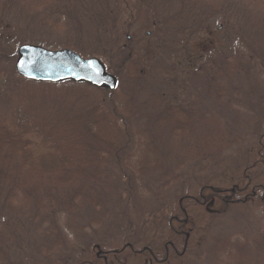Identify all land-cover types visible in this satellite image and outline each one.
I'll return each instance as SVG.
<instances>
[{
	"label": "rangeland",
	"instance_id": "1",
	"mask_svg": "<svg viewBox=\"0 0 264 264\" xmlns=\"http://www.w3.org/2000/svg\"><path fill=\"white\" fill-rule=\"evenodd\" d=\"M185 1L128 0L118 11L110 0H0V119L18 104L32 102L38 117L51 120L69 145L79 143L89 152L104 142L109 151L101 167L90 166L102 174V210L90 203L74 213L58 208L35 215L31 208L8 203L5 198L16 193L6 195L8 182L0 181V264L42 254L41 240L58 241L59 235L52 236L53 221L69 244L54 251L58 256L68 258L69 248L80 258L88 248L129 241L130 229L123 228L130 226L116 223L133 207L123 191L128 182L134 204L150 211L141 215L145 220L137 222L139 228L146 229L143 223L159 209L162 226L149 231L156 230L154 239L167 236L168 217L179 199L204 184L231 188L251 167L257 177L252 182L264 183V0H187L189 19L183 25L189 29L182 32ZM112 9L124 16L117 27L135 16L127 26L133 42L105 29L114 24L108 17ZM159 27L165 32L154 37ZM146 31L156 53L150 57L138 44ZM28 44L51 50L68 46L84 59L96 54L116 78V88L94 87L87 93L79 85L68 90L64 84L26 79L16 65L20 47ZM122 46L127 52L141 49L134 57L141 77L125 69L119 77L112 73ZM88 96L91 104L100 101L91 115ZM31 140L34 156L47 150L40 138ZM0 142L6 159L9 140L1 130ZM108 210L122 214L113 217ZM207 221L204 239H197L187 264H264L261 209L237 204Z\"/></svg>",
	"mask_w": 264,
	"mask_h": 264
},
{
	"label": "trees",
	"instance_id": "2",
	"mask_svg": "<svg viewBox=\"0 0 264 264\" xmlns=\"http://www.w3.org/2000/svg\"><path fill=\"white\" fill-rule=\"evenodd\" d=\"M127 1L110 0L109 3H113L114 9L117 8L120 11L121 5ZM105 3L103 7L106 6ZM186 4L187 0L181 5V11L184 12L180 15L182 25L179 31L182 32L189 29L188 24L183 25L189 19L186 12ZM114 9L109 10L111 12L108 15L110 17L109 20L114 22V24L105 29L114 30L117 35L126 36L127 41H130L129 43L133 42L134 36H129L127 26L134 20L135 16L127 18L126 26L117 27V19L124 18V16L122 12L118 14ZM100 16H103L101 12ZM151 26L154 28V23ZM161 31L165 32L163 27L161 29L159 27L158 31L155 32L156 35L153 36L156 37ZM145 33L144 41L141 40L137 43L139 48L146 52L149 57L154 56L156 54L154 43L149 36L151 32L146 31ZM124 47L118 48L114 55L113 69L115 73L111 72L119 77L122 70L125 69L129 73L130 71L132 72L133 78L141 77L142 74L138 69L139 65L134 59V57H139L141 49L137 50L135 47L133 50L130 48V51L127 52ZM63 48L69 47L63 46ZM92 57L101 59L96 54L87 58ZM143 58L146 59V56ZM60 84L66 85L68 90L79 85L80 88L85 87L87 93H90L95 88L97 89L96 86L85 82L67 81ZM87 98L90 106L88 114L91 115V113H95V108L100 107V101L98 105H95L90 103L92 96ZM18 105L0 119V130L4 138L9 140L7 146H10V152L7 153L6 159L3 158L4 154L0 152V181L8 182L6 195L10 196L12 193H16L15 197H6L7 202L17 207L22 205L26 210L31 208L35 210V215L58 211V208L64 213H74L82 209L81 205L90 203L97 204V208L102 210L103 207L100 203L104 201L103 199L100 201L98 193H101L102 189H104V182L101 180L102 174L96 170L90 171V166L92 163L98 167L103 164V155L109 152L107 149H103L105 147L104 142L89 152L83 151L79 143L71 146L59 136L58 130L51 120L45 116L39 118L40 114L37 115L33 111L37 104L31 102ZM185 123H187V118L184 119ZM55 133H58V138ZM31 137L40 138L47 147L45 152L42 149L38 157L34 156L33 151L30 149L33 143ZM2 143L0 142V144ZM2 148L5 150V146ZM253 168L246 169L250 173L243 171L240 182L235 183L231 188H218L211 184H204L199 189V192L182 196L177 203L175 211L173 210L168 217V223L166 222L167 236L156 239H154V233L162 226L158 221L160 216L159 209L156 208L154 210L156 213L154 218L146 219V222L143 223L144 226L148 225L146 229L139 228L137 222L145 220L141 215L146 216L150 214V211L145 206L134 204L135 200L132 199L134 190L128 182L129 185L125 184L123 186V191H126L128 198L131 197L130 201L133 202V207L130 209L129 216L124 213V218L116 219V223L130 226V228H123V230L130 229L132 237L129 236V241H125L121 246L117 245L113 248H107L105 245H100V247H95V249L93 247V250L88 248L80 252V258L75 257L76 254L73 255L69 248L68 258L61 256L62 254L58 256V252L54 251L57 248L69 246V244L66 237L58 230L56 222L53 221L51 224L52 236L59 235L58 241L53 242L52 239L41 240L38 253L41 252L43 255L36 254L35 257L30 258L27 254L19 259L16 258L15 263L10 260L6 264H187L188 253L191 252L194 245L201 241L197 240L198 238L201 237L203 241L204 232L205 230L207 231L210 225L207 219H210L212 215H224L233 205L246 203L254 205L264 212V183L252 182L257 179L251 172ZM0 186H3V184H0ZM100 188L101 190H99ZM20 190H22V194ZM116 200H118L117 197ZM48 208L50 209L47 210ZM108 212L112 216L114 214L115 216L122 214L113 210H108ZM97 222V219H94L95 225H97ZM203 223L205 227H203ZM115 227L117 229V225ZM153 228L156 230L153 233H149ZM115 229L113 230L116 232ZM141 232H143L141 239L135 240V238L140 237ZM262 237L264 238V235ZM259 250L264 251V246L259 248ZM83 252H86L85 255ZM86 255L89 257H86Z\"/></svg>",
	"mask_w": 264,
	"mask_h": 264
},
{
	"label": "water",
	"instance_id": "3",
	"mask_svg": "<svg viewBox=\"0 0 264 264\" xmlns=\"http://www.w3.org/2000/svg\"><path fill=\"white\" fill-rule=\"evenodd\" d=\"M18 55L17 72L29 80L48 83L72 80L110 90L117 85L116 78L106 72L99 59H83L69 49L51 51L40 46L24 45Z\"/></svg>",
	"mask_w": 264,
	"mask_h": 264
},
{
	"label": "snow or ice",
	"instance_id": "4",
	"mask_svg": "<svg viewBox=\"0 0 264 264\" xmlns=\"http://www.w3.org/2000/svg\"><path fill=\"white\" fill-rule=\"evenodd\" d=\"M92 65H91V63H90V65H89V67H91Z\"/></svg>",
	"mask_w": 264,
	"mask_h": 264
}]
</instances>
